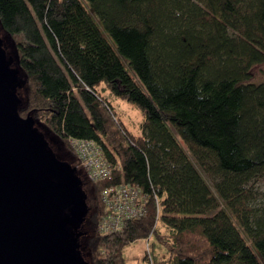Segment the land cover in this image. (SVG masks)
I'll return each instance as SVG.
<instances>
[{"label": "trees", "instance_id": "16d2710c", "mask_svg": "<svg viewBox=\"0 0 264 264\" xmlns=\"http://www.w3.org/2000/svg\"><path fill=\"white\" fill-rule=\"evenodd\" d=\"M0 25L27 75L20 117L74 159L72 138L95 141L113 166L96 182L78 168L90 264H264V81L247 82L264 0H0ZM108 94L141 111L140 132ZM120 183L147 213L99 234L101 191Z\"/></svg>", "mask_w": 264, "mask_h": 264}, {"label": "water", "instance_id": "95a60500", "mask_svg": "<svg viewBox=\"0 0 264 264\" xmlns=\"http://www.w3.org/2000/svg\"><path fill=\"white\" fill-rule=\"evenodd\" d=\"M26 80L0 25V264H90L88 194L64 143L30 114L20 117Z\"/></svg>", "mask_w": 264, "mask_h": 264}, {"label": "built area", "instance_id": "2783aa9c", "mask_svg": "<svg viewBox=\"0 0 264 264\" xmlns=\"http://www.w3.org/2000/svg\"><path fill=\"white\" fill-rule=\"evenodd\" d=\"M71 144L77 161L89 180L96 182L112 176L113 166L104 157L95 141L73 138ZM100 197L106 212L99 221L100 233L122 230L125 221L142 217L147 213L148 194L131 184L120 183L105 187Z\"/></svg>", "mask_w": 264, "mask_h": 264}, {"label": "rangeland", "instance_id": "374dc122", "mask_svg": "<svg viewBox=\"0 0 264 264\" xmlns=\"http://www.w3.org/2000/svg\"><path fill=\"white\" fill-rule=\"evenodd\" d=\"M264 81V63H258L256 65L253 66L252 68V77L247 81V82H252V83H261ZM109 98L112 99V101H114V104L117 106L118 111L120 112L125 124L127 125V127L132 130L135 133L140 132L141 130V124L143 122V116L141 111L138 108L133 107L131 104L121 101L119 99H114L111 95H109ZM37 125V124H36ZM39 126V125H37ZM72 147V144H71ZM65 149V147H64ZM72 150L74 151V149L72 148ZM66 152V150H65ZM67 154V152H66ZM76 155V154H75ZM71 156V160L73 161V164L75 165V167L77 168H81L82 167L79 165L78 161H77V157L76 159H74V157L72 155ZM204 177L206 178L207 182L209 184H212V178L207 175L204 174ZM83 178V177H82ZM257 186H262V183L257 184ZM90 200V199H89ZM89 206H90V210L92 211L93 205L91 203V201H89ZM146 242H149V238L147 239H143V240H138L137 242L131 243L125 250V255L127 257H134L137 259L141 258L142 253L144 252V249L146 247ZM146 264V263H143Z\"/></svg>", "mask_w": 264, "mask_h": 264}, {"label": "flooded vegetation", "instance_id": "af4514ba", "mask_svg": "<svg viewBox=\"0 0 264 264\" xmlns=\"http://www.w3.org/2000/svg\"><path fill=\"white\" fill-rule=\"evenodd\" d=\"M66 159L70 162L71 165L75 166V165L73 164V161L71 160V159H72L71 156L66 155Z\"/></svg>", "mask_w": 264, "mask_h": 264}, {"label": "bare ground", "instance_id": "6f19581e", "mask_svg": "<svg viewBox=\"0 0 264 264\" xmlns=\"http://www.w3.org/2000/svg\"><path fill=\"white\" fill-rule=\"evenodd\" d=\"M73 139V138H72ZM71 147V146H70ZM71 148H73V147H71ZM71 152V151H70ZM74 155V154H73ZM75 156V155H74ZM77 157V156H76ZM102 181V180H101ZM93 182V181H92ZM94 215V214H93ZM92 220V219H91ZM94 221V220H93ZM97 222H98V220H97ZM92 224V223H91ZM93 224H95V223H93ZM98 224V223H97ZM92 227H94V226H92ZM89 229V228H88ZM94 231V230H93ZM90 232H92V231H90ZM93 233V232H92ZM99 234H102V233H99Z\"/></svg>", "mask_w": 264, "mask_h": 264}]
</instances>
